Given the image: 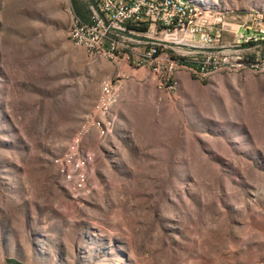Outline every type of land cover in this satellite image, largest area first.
Returning a JSON list of instances; mask_svg holds the SVG:
<instances>
[{
	"label": "rangeland",
	"instance_id": "rangeland-1",
	"mask_svg": "<svg viewBox=\"0 0 264 264\" xmlns=\"http://www.w3.org/2000/svg\"><path fill=\"white\" fill-rule=\"evenodd\" d=\"M192 2L229 42L264 17ZM75 18L73 0H0V264H264V64L180 67L176 90L150 73L164 97L132 128Z\"/></svg>",
	"mask_w": 264,
	"mask_h": 264
},
{
	"label": "built area",
	"instance_id": "built-area-1",
	"mask_svg": "<svg viewBox=\"0 0 264 264\" xmlns=\"http://www.w3.org/2000/svg\"><path fill=\"white\" fill-rule=\"evenodd\" d=\"M88 21L72 29L91 57L108 49L116 65L148 68L161 86L172 89L175 60L191 61L197 73L218 63L264 64V17L248 14L233 40L226 41L222 18L193 13L180 0H91ZM158 60V67H151ZM115 82L108 85V93Z\"/></svg>",
	"mask_w": 264,
	"mask_h": 264
},
{
	"label": "crops",
	"instance_id": "crops-1",
	"mask_svg": "<svg viewBox=\"0 0 264 264\" xmlns=\"http://www.w3.org/2000/svg\"><path fill=\"white\" fill-rule=\"evenodd\" d=\"M107 62L113 66L107 78L114 80L118 94L120 92V104L117 105L115 111L116 120L118 118L120 121L126 120L132 128L147 127V123L143 122L136 114L150 110V115L153 117L158 99L162 100L164 97L159 94L157 86L152 80L144 78L151 73L150 70L148 68L136 69L128 64L116 65ZM192 82V80L180 79L175 90L180 87L186 88ZM129 137L133 138L134 135L131 134Z\"/></svg>",
	"mask_w": 264,
	"mask_h": 264
},
{
	"label": "bare ground",
	"instance_id": "bare-ground-1",
	"mask_svg": "<svg viewBox=\"0 0 264 264\" xmlns=\"http://www.w3.org/2000/svg\"><path fill=\"white\" fill-rule=\"evenodd\" d=\"M180 1L182 3H184V6L187 7V8H189L191 10V12L200 14V11H198V9L194 6L192 0H180ZM79 21H80V18L76 17L75 20H74V23H73L72 28L75 27V26H77L79 24ZM70 39H71V41H77V34H76V32L73 29H71V31H70ZM73 45L75 47L82 48V49L86 50L91 55L90 47L86 46V44L84 42H74ZM93 57H95V58H103L104 57V58H106L108 60H111L113 62H116V55H112L109 52L108 49H101V50H99V56H93ZM191 64H194L195 66H197L195 63H193L191 61L175 60L173 62V69L175 71H177V70L180 69V67H185V68L190 69L194 74H196L197 73V68H193L191 66ZM239 65L240 66L251 65V66H257V67H259V65L256 64V63H245V64L244 63H237V62L218 63L216 65H210V66L205 67V73H203L201 75L202 76H207L210 73V70L213 68V66H221V67L224 66V67H227V68L232 69L234 67L236 68ZM151 67H158V60H151ZM109 84H110V82H109ZM177 86H178V79L174 76L173 82H172V89L176 88Z\"/></svg>",
	"mask_w": 264,
	"mask_h": 264
},
{
	"label": "trees",
	"instance_id": "trees-1",
	"mask_svg": "<svg viewBox=\"0 0 264 264\" xmlns=\"http://www.w3.org/2000/svg\"><path fill=\"white\" fill-rule=\"evenodd\" d=\"M91 1V0H90ZM90 3V2H89ZM73 7H74V12L76 17L81 18L83 21H88L89 18V4L86 6H81L77 0H73ZM184 61V60H183ZM191 66L193 68H197V66H195L194 64H191ZM15 264H20L18 262H15Z\"/></svg>",
	"mask_w": 264,
	"mask_h": 264
}]
</instances>
